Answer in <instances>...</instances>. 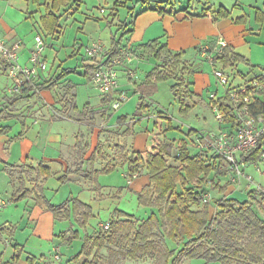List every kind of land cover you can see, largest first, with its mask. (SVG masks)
Wrapping results in <instances>:
<instances>
[{"label": "trees", "instance_id": "1", "mask_svg": "<svg viewBox=\"0 0 264 264\" xmlns=\"http://www.w3.org/2000/svg\"><path fill=\"white\" fill-rule=\"evenodd\" d=\"M27 1L44 6L45 13L40 17L39 28L51 37H55L59 33L62 13L67 12L73 6L79 8L84 2V0ZM138 4L139 9L137 8ZM173 5L170 0H115L109 9L110 16L113 17L111 22L119 17L120 9L126 7L131 21L123 22L124 35H129L133 29L126 30L128 25H134L136 18L149 10L160 15H177L188 11L187 8L174 10ZM260 13V19L259 16H256L258 21L264 19V13ZM189 16L210 17L213 21H217L220 18H228L230 12L223 7L218 9L209 7L201 10L199 14L190 13L186 17ZM244 20L245 18H240L236 22L241 23ZM122 48V41L113 38L112 46L106 49L102 56L93 58L87 56L83 65L84 75L87 79L93 82L95 74L100 69L112 65L114 59L120 55ZM139 49L143 51L144 55L154 57L158 64L147 73L144 81L137 85L140 103L136 115L141 116L140 114L148 111L149 105L146 99L157 92L158 83L172 79L176 80L171 89L179 100L180 112L189 113L195 108L198 102L189 103V101L197 98L198 95L190 90V85L185 83L183 77L176 76L178 68L183 65L185 52L173 53L166 43H161L158 39L140 45ZM131 51L135 54L133 50ZM217 60L223 69L246 62L244 57L228 45L223 48ZM71 72L73 71L64 70L54 82L50 80L47 83L56 84ZM255 79L258 80L262 89L254 91V87L249 85L252 80L243 82L242 79L237 83L236 75L230 76L225 94L217 100L211 101V108L214 110V107H218L224 117L223 122L220 123L219 132L229 131L233 134L242 126L237 111L246 105L244 98L247 96L253 97L252 103L248 104L249 114L264 118V76H256ZM75 86L73 84L70 88L75 89ZM242 86H246L247 91L246 93L238 92L239 102H234L230 92L234 89L238 90ZM19 96L21 95L9 98L10 105L13 106ZM111 98V94L103 96V102L107 104ZM75 99L76 94L69 104L77 108ZM2 113L1 111L0 116ZM169 128H172L171 123H169ZM10 130L11 127L0 125V137L7 135ZM192 132L193 129L189 131L188 136ZM176 142L175 139L164 137L163 141L152 149L123 155V162L129 164L128 178L130 182L141 176L142 168L146 171L149 182L139 192L138 200L142 206L151 208L152 214L138 221L134 215L116 211V218L111 220L109 230H103L95 237L85 238L79 252V256H86L83 264H102L99 258L101 257L100 251L107 246L109 250L108 264H116L112 260L118 256L130 261L146 258L156 259L157 264H181L182 261L193 259H204L207 262H220L221 264H264V218L261 216V212L264 213V205L261 204L264 202V193L260 192L262 200H255V202H240L229 197L230 195L224 196L228 185H230L228 183L223 187L220 181V176L229 174L226 161L215 153H202L203 150L200 148L196 153H192L190 144L185 139L180 140L178 144ZM193 143L195 145L197 142L193 140ZM263 154L264 134L259 137L254 149L239 154L238 159L240 162L262 163L264 167ZM93 167L89 171L78 167L74 171L68 170V174H78L100 188L99 172L112 171L115 165L108 164L102 170H95ZM30 172L37 173L38 178L44 176L48 178L52 174L51 170L43 165H40L36 170L31 169ZM135 175L137 176L135 177ZM67 180L66 176L60 178L62 183ZM202 182L223 195L222 198L214 201L213 209L211 205L213 198L204 202ZM179 185L182 186V191L178 190ZM19 192L24 193L17 194L18 200L29 193L24 182L17 193ZM33 192L38 204L46 205L56 220H66L74 216L79 225L84 227L92 216V207L77 198L53 205L43 193L39 194L43 192L41 185H36ZM252 193H258V189H253L248 194L252 196ZM256 205L261 207L262 211L256 209ZM60 236L65 239L67 237L64 233ZM76 237H79L77 231H72L67 239L71 240ZM168 240L178 247L171 248ZM179 245H182L181 248ZM14 247L16 250H20L13 257L14 261H18L23 252L22 246L15 244ZM27 262L35 264L36 261L35 258H29Z\"/></svg>", "mask_w": 264, "mask_h": 264}, {"label": "crops", "instance_id": "2", "mask_svg": "<svg viewBox=\"0 0 264 264\" xmlns=\"http://www.w3.org/2000/svg\"><path fill=\"white\" fill-rule=\"evenodd\" d=\"M170 1L172 2V0ZM114 2L115 0H111V4H109L110 6L107 9H110ZM194 2L195 5L199 7L198 10L194 12H189L188 10L186 13L182 12L177 15H160L155 11L149 10L139 15L136 18L134 25H128L126 28V30L133 29V32L129 34V37H127L128 42L122 44L123 48L120 54L125 56V62L121 65L123 63V61H121V66L119 65V68H125L127 75H129L128 77L132 80L133 74L132 72H129L132 70L129 68V65L138 61L136 64L140 66V59L145 58L143 51L139 49L140 45L151 40L158 39L161 43H166L173 53L184 51L185 55L183 57V64L188 65L190 69L195 68L196 72H203L204 66H207V64L211 66V64L202 62L203 55L201 48L205 46L213 47L217 45L219 41H224L226 45L233 47L236 53L246 59V62L236 64L234 66L237 67L236 70L238 71V76L250 73L252 76L250 80L255 79L256 76H264L263 73L259 74L260 71L264 72V19L259 21L256 20L258 16L260 19V12L264 13V0H194ZM41 4H43V1H41ZM139 4L137 8H139ZM84 5L85 0L79 8L73 6L67 12L62 13L61 28L59 29V33L55 37H52L53 39L60 38L64 35L65 25L63 27L62 22L65 23L74 20L79 23V20H77L75 16L81 13ZM15 6L17 8H15ZM209 7H212V9L223 7L230 12V16L228 18H220L217 21H213L210 17H186L187 14L190 13L199 14L201 10ZM173 9H176L174 5ZM19 12H21L22 20H26L28 22L31 21L33 28L38 29L39 20L45 13V8L43 5L40 6L38 4H32L27 0H0L1 35L9 44H20L21 57L19 58V63L21 65H25L28 63L33 49L26 47L24 42L25 40L22 38L23 33L16 26L18 22L15 17V13ZM101 13L104 15L99 17L87 16V19L101 20L105 18V15L107 14L106 9H101ZM240 18H245L244 22H236V20ZM124 21L129 23L131 18ZM33 32L34 31H31L30 33ZM36 33L37 35H41L39 31ZM75 43H78L77 38ZM50 47H52V45ZM129 48H133L131 50L135 53L133 54L131 52L133 54L132 61H128L127 56L125 55L126 49ZM43 59L45 66L38 69L37 75L34 76L31 83L27 82L25 84L22 95L19 96L13 106L10 105L8 99L14 96L11 95L6 97L5 94H7V89L12 86L14 82L7 77L4 70L0 69V78L5 77L7 79V82L3 81V83H0L4 87V93L0 98L2 100L0 101V112H3L0 118L2 119V115L4 114L6 108L11 109L13 110L14 117L12 120L8 121V123L16 122L19 125L18 128L13 129V127L9 124H4L3 126L11 127V130L7 135H2L0 137V172L6 177L4 182L6 183V192L9 193L6 195L11 197L10 199L4 198V194H2L4 192L0 191V205L7 202L6 205L4 204L7 206L8 203L14 201L17 202V208L19 207V204L23 202H26V205L29 207L28 211L25 209L26 214L23 216L28 219V225L26 228L27 230H30L29 238L25 244L17 243L22 246L23 252L28 250V247L33 246L32 250L28 251L27 260L29 258H35V264H56V260L52 255L54 254L53 251L56 247H59L60 244L65 243L69 249L70 255L66 261H63V259L62 261H72L74 264H77L75 261H80L78 262V264H80L81 261L86 259L85 255L79 256V252L81 251L85 238L93 237V235L100 230L101 224L97 228L98 230H96L92 235L89 234L86 228V226L88 227L89 225L88 220L86 225L83 227L85 231L84 238H82L76 228L78 227L79 222L74 216H72L69 219L60 221L70 222L69 229L64 233L67 237L66 239L62 238L55 232V226L58 220L54 218L53 213L46 205L38 204L35 200L33 189H35L36 185H41L43 192L39 194L43 193L47 199V183L52 178H56L62 185H70L79 189L76 194L75 189H72L66 200L77 198L83 203L89 204L93 207L92 204L95 201L103 200L109 196V194L105 192L106 190L103 186L100 185V188L96 186V188L93 189L90 180L74 173L68 174V170L74 171L78 167H82L83 170L89 171L93 167L92 163L89 162V159L91 158L93 151L98 148L96 138L99 137L98 134L102 131L101 129H98L96 127L97 124H95V118L98 117L99 114L101 116H106L107 114L105 117V125L108 129H106V131L113 130V132H117V130H124V128L128 131V125L135 124L134 117H137V115L135 114L132 118L131 116L128 117L127 115H124L119 118L115 124H112L111 119L113 116L108 109V107H110V102L106 104L102 99V104L99 107H90L89 105L80 110L76 103V99L75 103L77 108H74L71 104H69L66 99L62 101V99L56 97L57 93L55 90H59L60 88L67 86L71 87L73 84H77H75L69 76L63 77L58 83L53 85L47 83L50 80L54 82L61 72L66 69H62V66L55 69V62L50 64L47 55L44 56L43 54ZM84 60L81 66L85 64ZM157 64L158 62H156L155 66ZM220 69L223 70L221 64ZM230 69L231 68L224 70L230 76L237 75H234V73L231 75ZM82 72H85V69L82 70ZM242 79V77L240 79L237 78V81H241ZM245 81L246 80L243 79V82ZM120 89L124 91V87L121 85ZM190 90H192L191 85ZM124 92L128 93V91ZM34 94H36L35 96L39 98V102L37 104H35L36 97ZM199 97L201 98V96L198 95V97L195 98V101L199 100ZM148 99L149 98L146 99V102L150 103V101H147ZM43 104L47 105L46 107L51 108V112L48 109L46 110ZM54 106L55 109L54 112H52V107ZM67 106L69 108H65ZM37 111L38 113L40 112L39 116L36 114ZM80 114H83V117L77 118ZM159 115V117H165L162 113ZM61 121H72L77 124L87 125L90 128V132L93 137L92 143L85 138L83 132L78 133L71 139L69 135H67L66 131L56 132L54 127L58 122L61 124ZM105 125L102 127L104 128ZM106 131L105 133H107ZM127 131L125 136L129 135V132ZM164 136L168 138L166 134H164ZM164 136H160V138L164 139ZM149 137L150 136L145 134L135 135L133 144L131 143L128 145V143L125 142L124 146L127 144V150L130 152H145L149 150L148 147L153 146L152 142L149 146L147 145ZM87 163L89 164V167ZM40 165L48 167L52 172L51 176L48 178H45V176L38 178L37 173L35 172H29L33 175L27 174L28 171H31V169L36 170ZM246 170L259 176L258 184H264V176L261 177L253 166L246 167ZM16 172H19V177L15 176ZM62 176H66V178H68V180L64 183H62L63 181H60ZM22 182H24L25 188L29 191V193L25 197L18 200L17 194L24 193H17L21 188ZM96 189L101 190L99 196L96 194ZM56 191H59V189H56ZM101 194L105 197H102ZM116 211L122 210L117 207L115 209V212ZM92 214L94 216V213ZM115 216L116 213H114V216H112L110 220H113ZM261 216L264 218V213L261 212ZM44 222L47 223L46 229H43ZM72 231H77L79 237L69 240L67 238L71 235ZM75 240L81 242V246L75 247Z\"/></svg>", "mask_w": 264, "mask_h": 264}, {"label": "rangeland", "instance_id": "3", "mask_svg": "<svg viewBox=\"0 0 264 264\" xmlns=\"http://www.w3.org/2000/svg\"><path fill=\"white\" fill-rule=\"evenodd\" d=\"M172 2L174 3V6L176 8L175 10L187 8L189 12H194L199 8L195 5L194 0H172ZM109 4H111V0H85V5L83 6L81 13L75 16L76 19L79 20V23L75 22L74 20L65 23L62 22L63 27L65 25L64 35L60 38L55 39H53L51 36L46 35L40 30V28L34 29L31 21L28 22L26 20H22L21 12L15 13V17L17 18L18 22L16 26L23 33L22 38L25 40L24 42L26 44V47L34 49L35 37L37 35L36 32L39 31L41 34L40 36L43 37L45 43L44 50L46 51H44L43 54L44 56H48L50 64L55 62V69L59 66H62V69L73 71L66 75L67 77L69 76V78H71L75 82V84H77L75 86V91L74 89L70 88V86H67L64 88H60L59 90H55V92L57 93V98L62 99V101L66 99L69 103H71L74 98V94H76V103L80 110H82L85 106L89 105L90 107H99L102 104L103 99V96L95 87L93 82L89 81L84 75V72H82V70H84L85 68H83V65L81 66V64L83 60L87 58L86 48L91 46L94 42H101L105 46L106 50L112 46L113 38H115L117 41L121 40L122 44L128 42L127 37H129V35H124L125 26L123 23L124 20L130 18L128 9L126 7L121 8L119 12V17H117L114 22H111L113 17L110 16V10L107 9L110 6ZM15 8L17 7L15 6ZM101 9H106L107 14L105 15V18L101 20L87 19V16L99 17L104 15L102 14L103 12L101 13ZM31 31L34 32L30 33ZM76 38L78 43H75ZM51 45L52 47H50ZM131 49L133 48L126 49L125 55L128 52H132ZM210 49L211 51L214 50L212 48ZM20 50L19 58L21 57ZM217 57V54H214L211 57H202V62L211 64V66L208 64L207 66H204L203 72H196L195 68L190 69L189 66L185 64L181 65V67L178 68L176 76H178V78L183 77L186 84L191 83L189 85L192 86V91L194 90L193 92L201 96V98H198L199 100H196L198 102V105L193 108L189 113L183 114L180 112L179 100L175 97L171 89V87L176 83V80L172 79L158 83L157 92L152 94L147 100L150 101V103L147 102V104L149 105V108L147 107L148 111H145L140 114L141 116H137L138 118L134 117L135 124H129L128 131L125 130L126 128H124L125 131H106V129H108L105 125V117L107 116V114L106 116H101L99 114V116L95 118V124H97L96 127L98 129H101L102 131L99 132V137L96 138L98 150L95 149L93 151V154L91 155L92 158L89 159V162L93 164V168L95 170H102V168L106 167L108 164L115 165V168L112 171H100L98 174L99 185L105 188V192L108 193L109 196H107L103 200H97L92 204V211L94 213V216L92 214L88 221L89 225L88 227L86 226L89 234L93 235L95 231L98 230L97 228L101 224L100 230L95 235H93V237L98 235L103 230L107 231L110 229V218L114 216L115 209L117 207L126 213L135 215V218L138 221L143 218H147L149 215L152 214V209L149 207L142 206L138 200V194L139 192H141L143 187L148 184L149 178L146 174L145 169L142 168L141 176L135 178L133 181L130 182L128 178L129 164L127 162H123L122 158L123 155L132 153L127 150V144V147L124 146L125 142H127L128 145H130L131 143L133 144L135 135L145 134L150 136L147 145L149 146V144L152 142L153 146L148 147L149 149H152L154 146L158 145L163 141V138L161 139L160 136H164V134H166L170 139H175V141H177L176 144H178L180 140L185 139L190 144L191 152L196 153L197 151H199V149L197 147V143H195L194 145L193 140H197L198 134L210 135L219 132L221 122L216 119V113L211 108V101L217 100L220 96H223L227 91V88L223 86L218 80V78L215 76V71L220 70V63L217 60ZM119 58L120 59L118 65L121 64V61H123V63L121 64L123 65L125 62V56L120 54ZM136 62L138 61H135L134 63L129 65V68L132 69L129 71L133 74L132 80L128 77L129 75H127L125 68H117L119 74V85L124 87V91H128L129 96L128 100L122 104L118 112L113 111V109H110L111 103H109L110 107H108V109L111 115L113 116L111 119L112 124H115L119 120V118L124 115H127L128 117L131 116L132 118L137 113L138 105L140 103V94L137 92V85L144 81L147 73L154 68L157 60L154 57L145 55V58L140 59V66H138ZM236 69L237 67H232L230 69L231 75H233V73L234 75L237 74L238 71ZM261 73L264 74L263 71L259 72V74ZM241 77L246 81H250L252 76L250 73L241 76H238V74L236 75V79H240ZM0 80V83H3V81L7 82V79L5 77H1ZM238 81L237 83L240 82ZM3 88L4 87L0 84V98L1 95H3L4 93ZM8 89L7 94H5L6 97L10 96L8 94ZM35 95L36 94H34V96ZM38 100L39 98L36 97L35 104L39 102ZM0 101L2 100L0 99ZM194 101L195 99L193 98L191 99V101H189V103H193ZM46 106L47 105H44L45 109H48L51 112V108ZM65 108L69 107L67 106ZM54 109L55 106L52 107V112H54ZM160 113H162L165 117H159ZM36 114L39 116L40 112L38 113L37 111ZM13 117V110L6 108L4 114L2 115V119L0 120V125L9 124L13 127V129L18 128V123H8V121L12 120ZM80 117H83V114L78 115L77 118ZM169 123H171L172 125V128H170V130H168ZM103 125H105L104 128L102 127ZM54 129L56 132L66 131L70 139L78 133L83 132L85 138L88 139L90 143H92L93 140V137L90 132L91 130L87 125L77 124L72 121H61V124L60 122L56 123ZM191 129H193V132L190 136H188V133ZM129 130L131 131V133ZM105 131L107 133H105ZM126 131L129 132V135L127 136H125ZM202 153L212 154V150L203 151ZM87 165L89 167L88 163ZM29 172L30 171H28L27 174L33 175ZM247 173L253 176L254 179L252 183L246 180L245 178H242L240 183L236 184V182L232 181L233 174L230 170L228 176H220L221 185L223 187L230 183L224 196L230 195L229 197L235 198L240 202H255V200L261 201L262 196L260 192L264 193V184H258V175H255L252 172L248 171ZM257 173L259 172L257 171ZM259 175L263 177L264 171L263 174L259 173ZM15 176L19 177V172H16ZM5 178V175L0 172V191L4 192L2 193L4 194V198L10 199L11 197L6 195L9 193L6 192V183L4 182ZM47 185V199L54 205H59L63 201H67L66 199L68 198L72 189H75V194L79 191V189H77L76 187L70 185H62L61 182H59L56 178H52L51 180H49ZM256 185L261 186V189L258 188V193H252V196H250L248 193L251 192V189L256 187ZM94 186L95 185H93L92 183L93 189L96 188V186ZM178 187V190L182 191V186L179 185ZM201 187L204 189V196L206 195L209 200L210 198L214 199L211 202L213 209L215 207L214 201L216 199L222 198L223 195L217 190H212L210 185H206L203 182L201 183ZM56 189H59V191H56ZM254 189L256 190L257 188ZM100 193L101 190L98 189L96 194L99 196ZM101 196L105 197L102 194ZM4 204L6 205L7 202H4L0 205V264H27L28 251H31L33 246L28 247V250L21 254V257L18 261H14L13 257L14 255L18 254V251H20L15 249V244H25L29 238L30 230H27L26 228L28 225V219L23 217L26 214L25 209L26 211H28L29 207L26 205V202L19 204L18 208L16 205L17 202L14 201L8 203L7 206H5ZM261 204L264 205V202H262ZM255 207L259 211H262L261 207L257 205ZM115 218L116 216L114 217V219ZM60 221L61 220H58L55 226V232L59 235L67 232L70 227V222ZM107 224H109L108 229H105L104 226ZM46 228L47 223L44 222L43 229ZM76 228L78 229L81 237L84 238V228L81 227V225H78V227ZM167 242L171 248L178 247V245H176L170 240H168ZM79 246H81V242L75 240V247ZM181 246L182 245H179V248H181ZM55 249L60 250L61 258L63 259V261H66L70 255L67 245L65 243L60 244L59 247H56ZM108 251V246L102 249V251H100L101 257L99 258L102 264H108ZM62 259L61 261H55V263H73L72 261L63 262ZM112 261H115L116 264L158 263L156 259L146 258L139 261H130L128 259H124L122 256H118L115 258V260L113 259ZM75 262H77L78 264V262L80 261ZM83 262L84 261H81L80 264H83ZM181 264L221 263L207 262L204 259H193L182 261Z\"/></svg>", "mask_w": 264, "mask_h": 264}, {"label": "built area", "instance_id": "4", "mask_svg": "<svg viewBox=\"0 0 264 264\" xmlns=\"http://www.w3.org/2000/svg\"><path fill=\"white\" fill-rule=\"evenodd\" d=\"M224 41H219L213 47L205 46L201 48L202 55L211 57L214 54L219 55L226 47ZM214 49L211 51V49ZM45 49L44 39L37 35L35 37V47L31 52L30 59L27 64L21 65L19 63V50L20 44H9L0 32V69L4 70L7 77L14 83L8 89V94L11 96L22 95L24 86L27 82H32L34 76L37 75L38 69L45 66L43 61V52ZM105 52V46L101 42H94L91 46L86 48V55L88 57H100ZM128 61L133 60V54L128 52L126 54ZM119 57L114 59L113 64L100 69L93 77V84L99 90L102 96L110 95L111 109L118 111L122 104L128 100L126 92L120 89L119 85ZM215 76L218 78L223 86L229 84L230 75L223 69L216 70ZM250 86L254 87V91L262 89V86L257 79H253ZM247 87L242 86L238 90H232L230 96L234 102H239L238 92L246 93ZM214 97V96H213ZM246 105L238 109L237 113L242 122V126L238 128L233 134L229 131L218 132L210 135H197V147L203 151H210L220 155L225 161L227 168L233 174V182L240 183L242 178L253 182V176L246 172V167L253 166L256 171L263 174L264 168L262 163H246L240 162L238 155L247 153L257 146L258 139L264 134V118L262 116H254L249 114L248 104L252 103L253 97L247 96L244 98ZM216 119L223 122V114L219 111L218 107H214ZM202 151V152H203ZM264 161V154H263ZM137 175H135L136 177ZM255 188L261 186L256 185ZM204 202L209 198L205 195ZM108 225L104 228L108 229ZM53 257L56 261H61V253L59 249H55Z\"/></svg>", "mask_w": 264, "mask_h": 264}]
</instances>
